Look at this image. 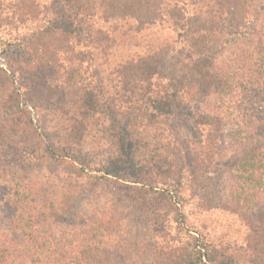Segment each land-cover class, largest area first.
Returning <instances> with one entry per match:
<instances>
[{
    "label": "trees",
    "instance_id": "trees-1",
    "mask_svg": "<svg viewBox=\"0 0 264 264\" xmlns=\"http://www.w3.org/2000/svg\"><path fill=\"white\" fill-rule=\"evenodd\" d=\"M28 1L0 0V264H264V0Z\"/></svg>",
    "mask_w": 264,
    "mask_h": 264
},
{
    "label": "rangeland",
    "instance_id": "rangeland-1",
    "mask_svg": "<svg viewBox=\"0 0 264 264\" xmlns=\"http://www.w3.org/2000/svg\"><path fill=\"white\" fill-rule=\"evenodd\" d=\"M3 1V5L5 6L6 3L10 2L11 0H2ZM41 2V4H43V1L44 0H38ZM24 2H28V0H24ZM256 9H254L253 11H251V14H253V17H257L261 15V11L262 9L264 8V6H262L261 4H257L256 5ZM260 18V17H259ZM151 33H154L155 32V29L154 30H150ZM225 55V54H224ZM5 67H6V58L4 57V55H2L1 53V49H0V69L2 70H5ZM16 86V85H15ZM43 113L45 114V112H42V115L40 113V116L37 114L35 115V113L32 112V117L34 118V121H40V120H48L49 121V125H56L58 126V123L56 121V119L53 117L50 118V117H47V115L45 114L43 116ZM41 117V118H40ZM46 117V118H45ZM43 123V121H41ZM96 130H98V127L96 128ZM55 131H57L55 129ZM59 132L57 131V134ZM59 135V134H58ZM153 142H149V144H152ZM103 144V143H102ZM99 145L97 147L93 146L92 148H94V150H92L93 152H95L96 154H99V157H95L97 160H101V162H103V159H106L105 157L108 156L109 154L111 155L112 152L116 151L112 148H110L111 150L108 149V145ZM152 149V146L151 147H147L145 150L144 149H141L138 154H136L138 156V158H146L144 156H146V154L144 153L145 151L147 152L148 150H151ZM88 150H91V148H89ZM114 150V151H113ZM110 152V153H109ZM41 168L39 166H36L35 168H32L31 170H29V172H31L30 174H35L36 172H38ZM58 176H54L53 178V181H55L56 183H59L61 178H64L61 176V174H56ZM232 175V173L230 172L229 173V176ZM11 178V174L10 172H7V171H4V170H0V184L3 182H8V180H10ZM221 187V188H220ZM219 189H220V192H221V195L223 194H226L228 193L227 192V189H229V187H227L226 185V180H223L221 181V184L219 185ZM90 203V201H88ZM260 205V203H258ZM6 209V206H5V200H2L0 201V210H4L5 211ZM87 212L88 214H90V211L88 210L87 208ZM261 212H263V210H261ZM0 217H1V214H0ZM205 220L208 222V224L210 223L209 227H208V231H210L211 233V237L213 238H222L224 240H222L223 242H226V241H230V242H234V241H237L239 243V239L238 236L236 235H233V234H229L227 235L226 233H228L226 231V226L228 225L229 221H230V217H228L227 214H224V213H221V212H217V211H213V212H210L208 214H206V216H204Z\"/></svg>",
    "mask_w": 264,
    "mask_h": 264
}]
</instances>
